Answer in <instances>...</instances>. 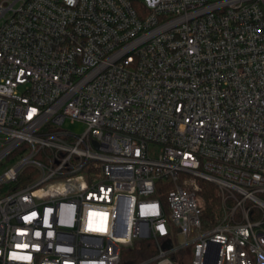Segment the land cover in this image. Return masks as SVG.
<instances>
[{"label": "built area", "instance_id": "built-area-1", "mask_svg": "<svg viewBox=\"0 0 264 264\" xmlns=\"http://www.w3.org/2000/svg\"><path fill=\"white\" fill-rule=\"evenodd\" d=\"M0 169V264H264V0H0Z\"/></svg>", "mask_w": 264, "mask_h": 264}, {"label": "trees", "instance_id": "trees-1", "mask_svg": "<svg viewBox=\"0 0 264 264\" xmlns=\"http://www.w3.org/2000/svg\"><path fill=\"white\" fill-rule=\"evenodd\" d=\"M202 203L204 206L203 211V220L206 223L205 227H208L207 224H214L221 215V201L222 197L218 188L209 181H202ZM170 185H167L166 188H169ZM156 252V245L153 239H144L136 241L133 246L129 249L124 250L123 259L133 258V259H146L153 256ZM184 252L180 251L174 256L178 257ZM190 258L184 261L183 263L187 264Z\"/></svg>", "mask_w": 264, "mask_h": 264}, {"label": "rangeland", "instance_id": "rangeland-1", "mask_svg": "<svg viewBox=\"0 0 264 264\" xmlns=\"http://www.w3.org/2000/svg\"><path fill=\"white\" fill-rule=\"evenodd\" d=\"M65 127L69 128L71 131L75 132V133H83L85 131L86 125L83 122H70L67 121L65 123ZM3 171V169H0V173ZM191 249H186L184 250V252L179 255L178 257L176 256V259H181L182 262L186 261L187 259H189L191 257ZM187 264H191L190 261L187 262Z\"/></svg>", "mask_w": 264, "mask_h": 264}, {"label": "water", "instance_id": "water-1", "mask_svg": "<svg viewBox=\"0 0 264 264\" xmlns=\"http://www.w3.org/2000/svg\"><path fill=\"white\" fill-rule=\"evenodd\" d=\"M171 245H172V241H171V239H168V241L164 244V248H170ZM210 263L215 264L216 263V257Z\"/></svg>", "mask_w": 264, "mask_h": 264}]
</instances>
